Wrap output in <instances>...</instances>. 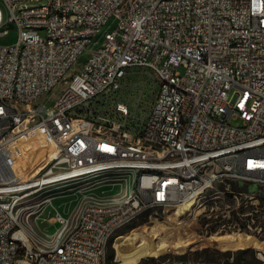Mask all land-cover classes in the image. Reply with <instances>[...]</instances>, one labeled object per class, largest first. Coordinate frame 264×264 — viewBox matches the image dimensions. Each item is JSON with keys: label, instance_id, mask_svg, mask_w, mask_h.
Masks as SVG:
<instances>
[{"label": "built area", "instance_id": "2783aa9c", "mask_svg": "<svg viewBox=\"0 0 264 264\" xmlns=\"http://www.w3.org/2000/svg\"><path fill=\"white\" fill-rule=\"evenodd\" d=\"M0 8V36L4 22L17 31L0 44V264H107L112 235L148 211L164 216L194 200L202 213L209 198L242 194L232 184L247 186L249 199L252 185L264 187V0H0ZM133 66L158 83L137 128L125 104L108 105ZM33 138L54 153L22 178L17 165ZM126 175L128 190L85 201L48 247L22 237L20 214L43 188ZM156 264L244 263L231 253Z\"/></svg>", "mask_w": 264, "mask_h": 264}, {"label": "rangeland", "instance_id": "374dc122", "mask_svg": "<svg viewBox=\"0 0 264 264\" xmlns=\"http://www.w3.org/2000/svg\"><path fill=\"white\" fill-rule=\"evenodd\" d=\"M4 23L8 34L0 36V44L13 43L17 31ZM150 73L148 67H131L120 79V94L119 90L109 94L108 105L112 107L119 101L128 107L131 127L137 128L156 97L158 83L150 79ZM237 122L232 120V123ZM131 183L132 176L126 175L121 179L78 178L43 188L28 199L27 209L20 214L21 230L36 246L46 248L61 228L58 218H68L71 223L85 201L119 195L128 190ZM238 188L242 194L237 198L228 193L209 198L202 213H198L199 204L165 210L164 216L160 210L146 212L112 235L107 264H156L168 257L221 261L226 259V252H233L240 263L264 264L258 257L264 258V187L252 185L250 199L245 197L247 186ZM212 193L213 190L207 191V195ZM241 208L255 210L256 221L247 215L249 211L239 212ZM238 249L245 250L237 253ZM115 256L118 261L114 260Z\"/></svg>", "mask_w": 264, "mask_h": 264}, {"label": "bare ground", "instance_id": "6f19581e", "mask_svg": "<svg viewBox=\"0 0 264 264\" xmlns=\"http://www.w3.org/2000/svg\"><path fill=\"white\" fill-rule=\"evenodd\" d=\"M2 17V11L0 8V20ZM54 153V146L50 143H44L43 140L40 141H32L30 139L23 147H22V159L19 160V163L17 165L18 168V174L22 178H27L29 176H34L38 173V171L43 168L47 162L48 159L51 158V156ZM193 204H199L196 203L194 200H191L185 204L182 205H174L172 207L168 206L166 210L171 209H179V208H188ZM64 217L58 218L59 221L62 220ZM22 237L28 241H30L27 233L23 230H21ZM219 243H224L223 241H220ZM258 255H260L258 253ZM259 259L264 261V258L262 256H258ZM115 261L117 260V257L114 258Z\"/></svg>", "mask_w": 264, "mask_h": 264}, {"label": "trees", "instance_id": "16d2710c", "mask_svg": "<svg viewBox=\"0 0 264 264\" xmlns=\"http://www.w3.org/2000/svg\"><path fill=\"white\" fill-rule=\"evenodd\" d=\"M232 188H233V190L234 191H239V188H238V186L236 185V184H232ZM245 209H243V208H241L240 210H239V212H243ZM256 212H254V211H251V215L249 216L251 219H254L255 221H256V214H255ZM208 249H205V251H207ZM245 249H238V250H236L237 251V253H241L242 251H244ZM214 252H218L217 250H214ZM227 253V255H226V258L231 254V253H233V252H226ZM235 260L237 261V258H235ZM239 262V261H238Z\"/></svg>", "mask_w": 264, "mask_h": 264}]
</instances>
